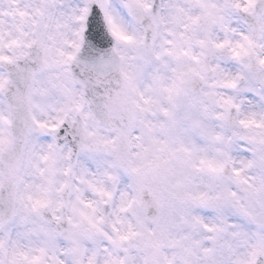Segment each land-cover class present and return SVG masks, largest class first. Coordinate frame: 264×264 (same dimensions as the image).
I'll return each mask as SVG.
<instances>
[{"label": "clouds", "instance_id": "obj_1", "mask_svg": "<svg viewBox=\"0 0 264 264\" xmlns=\"http://www.w3.org/2000/svg\"><path fill=\"white\" fill-rule=\"evenodd\" d=\"M0 264H264V0H0Z\"/></svg>", "mask_w": 264, "mask_h": 264}, {"label": "snow or ice", "instance_id": "obj_2", "mask_svg": "<svg viewBox=\"0 0 264 264\" xmlns=\"http://www.w3.org/2000/svg\"><path fill=\"white\" fill-rule=\"evenodd\" d=\"M90 26L93 29V33H94L95 37L97 39H100L102 36V32H101L99 24L96 21H92Z\"/></svg>", "mask_w": 264, "mask_h": 264}]
</instances>
